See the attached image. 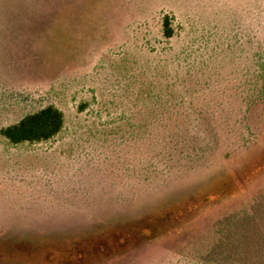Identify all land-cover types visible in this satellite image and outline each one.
Instances as JSON below:
<instances>
[{
    "label": "rangeland",
    "instance_id": "1",
    "mask_svg": "<svg viewBox=\"0 0 264 264\" xmlns=\"http://www.w3.org/2000/svg\"><path fill=\"white\" fill-rule=\"evenodd\" d=\"M50 105L51 140L0 136V264H264V172L228 185L264 148V0H0V129Z\"/></svg>",
    "mask_w": 264,
    "mask_h": 264
},
{
    "label": "trees",
    "instance_id": "2",
    "mask_svg": "<svg viewBox=\"0 0 264 264\" xmlns=\"http://www.w3.org/2000/svg\"><path fill=\"white\" fill-rule=\"evenodd\" d=\"M161 26V38L165 43H169V41L175 36V28L173 26V17L170 14H163L160 22ZM262 68V66H261ZM152 91H144L145 96L141 98V102L150 101L151 105L158 104L160 106L162 104L163 95L160 93H152ZM137 96V95H136ZM155 99V100H152ZM171 98L174 99V96L171 95ZM156 102V103H155ZM178 102H183V99L173 103V107L180 104ZM63 114L62 112L50 105L46 106L39 111L24 116L19 122L13 125H8L2 129H0V136L3 137L7 142L12 145H18L22 143H39L46 142L51 140L54 136H56L63 127ZM264 172V148L254 157L252 158L247 165H243L239 170L235 171L230 178H228V185L231 186L233 190L236 192H240L242 188H245L247 184L256 179L261 173ZM223 188L225 185H222ZM222 188V187H221ZM226 195V191L222 190L216 192L213 195L202 197L199 203H206L209 201H213L215 199L220 198L221 196ZM198 203V204H199ZM197 204V205H198ZM196 204H190L181 209V214L177 212H169L165 214L164 219L168 224H175L181 222L185 218L190 217V215L194 212V209L197 208ZM171 219V221H170ZM164 232L162 226H156L151 228L139 227L137 228V233H135L134 237L139 238L145 236V234H149L151 236H157ZM133 235L131 232L125 231L124 238H121V246L126 245L127 240ZM80 255L77 259L80 261L82 258ZM70 260V257L67 258V261Z\"/></svg>",
    "mask_w": 264,
    "mask_h": 264
}]
</instances>
